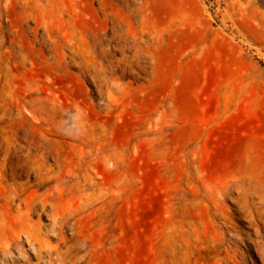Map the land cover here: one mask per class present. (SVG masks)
I'll use <instances>...</instances> for the list:
<instances>
[{"label": "rangeland", "instance_id": "374dc122", "mask_svg": "<svg viewBox=\"0 0 264 264\" xmlns=\"http://www.w3.org/2000/svg\"><path fill=\"white\" fill-rule=\"evenodd\" d=\"M235 1L0 0V199L42 152L89 180L50 200L83 206L64 264H263L264 0ZM18 248L0 264L48 260Z\"/></svg>", "mask_w": 264, "mask_h": 264}, {"label": "bare ground", "instance_id": "6f19581e", "mask_svg": "<svg viewBox=\"0 0 264 264\" xmlns=\"http://www.w3.org/2000/svg\"><path fill=\"white\" fill-rule=\"evenodd\" d=\"M255 1L256 0H248L246 1L245 4L240 3V5L244 6L245 8H248V7L252 8V5L255 4ZM235 2L237 3V5L239 4L238 0ZM255 9H259V8H255ZM235 10H237V8ZM74 127L75 128L70 129L69 132L63 131L62 138L66 140H70L72 142L79 140L82 133H81L80 128L78 127L77 122H74ZM98 150L100 151L99 147H98ZM99 151L97 152L98 154L100 153ZM39 156H40V162L33 165L32 167V171L35 173V182L31 186H29L28 193L24 191V185L17 183V182L9 183L8 186L6 185L7 188H5L6 186L4 187L6 189V195H4V197L0 199V258L6 257L7 255L11 256V254L13 253L19 256L20 255L23 256V254H20V249L18 248V246L24 243L33 250V252L35 253L38 259L41 254H46V256L48 257V260L47 259L42 260L43 264H64L65 260L68 257H71L72 253L75 251L76 252L74 253L73 258H77L78 253L80 252V250L83 248L85 244V241H84V244L78 241L75 243L73 242L71 246H67L68 240L66 236L64 235V232L66 230L72 229L73 223L75 222L76 218L79 216L78 209H82L83 206L78 207V205L76 204L77 207L73 213L63 216L57 213L54 205L51 203L50 200L53 197V195H56L57 193L60 195L62 193V191L66 188V185L64 184L65 182L69 184L67 187H70V189L76 190L78 192H84L85 187H87L88 189L90 182L88 183L89 180H85V184L82 185V183L80 182V178L77 174L67 173L65 176H61L59 174L54 173V171L51 169V166L47 165L45 162L46 153L42 152ZM125 156H126V152L123 151L122 157H125ZM103 161L106 165L117 167L118 165L117 154L115 152L111 154H104ZM52 182L55 183L54 186L49 185ZM40 189H44L43 192L40 193ZM222 196H224V194ZM97 202H98V199H97ZM14 203H15V208H13ZM48 210H50L49 213H48ZM224 215L223 217H225ZM33 216H38L37 218H41L44 216L50 217L51 225L49 227H45L41 225L39 221L34 223L32 222ZM225 218H224V221H225ZM8 219L13 220L16 223L15 230L11 228L12 226L6 228V224L9 221ZM232 223L230 221V225ZM219 234H220V231H219ZM50 239H53V241L55 240L56 244L51 245ZM249 243L252 244L253 250L257 253V255H259L260 259L262 260L264 264V251L260 247L259 243L255 240H249ZM231 246L233 248V245ZM249 250H250V247H247V251ZM235 254L236 255L234 256H237V253ZM234 256H231V257L234 258ZM235 259L236 258H234L233 262L235 261ZM13 260L14 259H12V262Z\"/></svg>", "mask_w": 264, "mask_h": 264}]
</instances>
